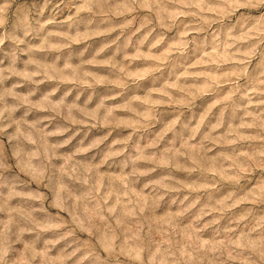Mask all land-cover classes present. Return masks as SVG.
<instances>
[{"label":"rangeland","instance_id":"rangeland-1","mask_svg":"<svg viewBox=\"0 0 264 264\" xmlns=\"http://www.w3.org/2000/svg\"><path fill=\"white\" fill-rule=\"evenodd\" d=\"M0 264H264V0H0Z\"/></svg>","mask_w":264,"mask_h":264}]
</instances>
